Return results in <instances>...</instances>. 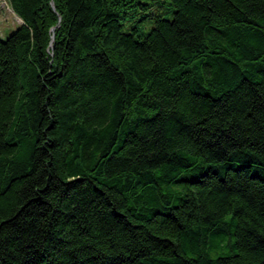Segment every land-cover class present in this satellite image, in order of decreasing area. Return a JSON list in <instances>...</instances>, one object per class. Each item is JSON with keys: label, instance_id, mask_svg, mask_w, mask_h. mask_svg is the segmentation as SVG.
<instances>
[{"label": "trees", "instance_id": "16d2710c", "mask_svg": "<svg viewBox=\"0 0 264 264\" xmlns=\"http://www.w3.org/2000/svg\"><path fill=\"white\" fill-rule=\"evenodd\" d=\"M7 3L0 264H264V0Z\"/></svg>", "mask_w": 264, "mask_h": 264}, {"label": "rangeland", "instance_id": "374dc122", "mask_svg": "<svg viewBox=\"0 0 264 264\" xmlns=\"http://www.w3.org/2000/svg\"><path fill=\"white\" fill-rule=\"evenodd\" d=\"M140 16H134L129 22H134ZM19 19L12 13L7 0H0V38L2 40L6 39L11 33H13L19 26ZM142 25H145L147 28L149 22H142L137 24L141 30H146L142 28ZM142 32V31H141Z\"/></svg>", "mask_w": 264, "mask_h": 264}, {"label": "crops", "instance_id": "0c3cea01", "mask_svg": "<svg viewBox=\"0 0 264 264\" xmlns=\"http://www.w3.org/2000/svg\"><path fill=\"white\" fill-rule=\"evenodd\" d=\"M20 23V22H19Z\"/></svg>", "mask_w": 264, "mask_h": 264}]
</instances>
